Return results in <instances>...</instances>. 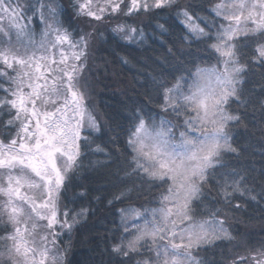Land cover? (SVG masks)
I'll return each instance as SVG.
<instances>
[{
	"label": "snow or ice",
	"instance_id": "snow-or-ice-1",
	"mask_svg": "<svg viewBox=\"0 0 264 264\" xmlns=\"http://www.w3.org/2000/svg\"><path fill=\"white\" fill-rule=\"evenodd\" d=\"M209 2L73 0L85 26L74 35L57 0H0V20L8 22L0 24V264H67L88 210L63 201L83 166L81 142L91 144L85 132L100 130L88 103L98 25L117 21L112 32L131 43L144 34L127 18L163 13L184 29L182 45H203L215 63L190 51V66L178 67L171 81L154 78L145 92L146 105L166 115L133 114L128 159L111 174L116 191L108 203L129 200L130 182L163 191L158 207L119 209L118 229L96 249L95 264H213L200 251L221 247L218 241L230 252L245 249L226 264H264V240L249 247L226 224L248 201L264 202V0ZM241 127L246 134L236 132ZM257 152L259 190L256 167L231 162ZM212 188L218 198L207 200Z\"/></svg>",
	"mask_w": 264,
	"mask_h": 264
},
{
	"label": "trees",
	"instance_id": "trees-1",
	"mask_svg": "<svg viewBox=\"0 0 264 264\" xmlns=\"http://www.w3.org/2000/svg\"><path fill=\"white\" fill-rule=\"evenodd\" d=\"M57 2L63 8L64 25L74 35L78 34V30L85 26L74 15L73 0ZM182 3L211 7L209 0H182ZM201 15L207 13L202 12ZM124 19L126 18H121L120 22ZM127 19L130 24L143 31V39L137 37L131 43L121 39L112 32V27L117 22L115 20L98 25L102 36H98L94 42L93 58L90 60L91 77L95 88L88 103L92 115L100 125V130L85 132V134L90 132L91 144L85 148L81 142V151L84 153L81 156L83 166L73 175L63 201L76 212L81 209L88 210V219L72 234L67 264H95L98 259L96 249L102 248L104 238L118 229L119 209L133 207L143 211L158 205L157 197L163 189H149L138 182L129 183V187L134 189L129 200L123 203L113 201L111 205L108 203L116 191V181L110 179L111 174L128 159L127 137L132 126L133 114L140 108L146 112L160 113L158 105H146L144 95L151 90L154 78L171 81L178 67L190 66L193 60L192 56L187 55L190 51L195 52L197 57H203L207 63H215V54L210 55L204 51L203 45L197 48L194 44L188 48L181 44L180 38L184 34V29L168 13L157 17L134 16ZM7 23V20H0V24L5 27ZM158 25H164L168 32L162 35ZM39 30L37 26V33ZM168 48H172L174 52L179 49L184 56L180 57L177 53V58L174 59L169 56ZM125 60L128 62L124 63ZM236 132L246 134L244 127L236 129ZM237 139L243 142L245 135H240ZM97 147L102 151H95ZM231 162L238 168L255 166L257 179L252 186L259 190L258 171L261 162L259 152L255 157H245L239 161L233 159ZM205 191L208 193L207 200L218 198L215 188ZM226 224L238 240H247L249 247L257 246L264 240V202L256 204L248 201L246 211L238 212L236 218L227 221ZM217 244L221 247L200 251V255L207 257L213 264H226V261L237 252L245 251L243 248H232L230 252L231 246L226 242L218 241Z\"/></svg>",
	"mask_w": 264,
	"mask_h": 264
},
{
	"label": "rangeland",
	"instance_id": "rangeland-1",
	"mask_svg": "<svg viewBox=\"0 0 264 264\" xmlns=\"http://www.w3.org/2000/svg\"><path fill=\"white\" fill-rule=\"evenodd\" d=\"M156 207H158V205ZM152 208H154V207H152Z\"/></svg>",
	"mask_w": 264,
	"mask_h": 264
}]
</instances>
